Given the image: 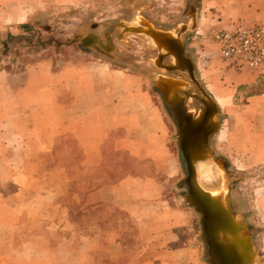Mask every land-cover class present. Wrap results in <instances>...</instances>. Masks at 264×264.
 I'll use <instances>...</instances> for the list:
<instances>
[{
    "label": "crops",
    "instance_id": "crops-1",
    "mask_svg": "<svg viewBox=\"0 0 264 264\" xmlns=\"http://www.w3.org/2000/svg\"><path fill=\"white\" fill-rule=\"evenodd\" d=\"M207 1L223 19L204 30L264 21V0ZM43 2L0 0V36ZM139 62L118 45L104 54L62 43L22 69L0 68V264H207L191 211L162 189L166 111ZM248 71L230 78L264 74ZM231 117L264 165V90Z\"/></svg>",
    "mask_w": 264,
    "mask_h": 264
},
{
    "label": "rangeland",
    "instance_id": "rangeland-1",
    "mask_svg": "<svg viewBox=\"0 0 264 264\" xmlns=\"http://www.w3.org/2000/svg\"><path fill=\"white\" fill-rule=\"evenodd\" d=\"M207 0H45L42 9L34 15L20 30L6 32L0 36V68L22 69L30 62L46 56H54L62 43H75L82 48H94L84 42L91 33L100 37L105 45V36H112L119 50L144 65L154 81L157 72L166 70L157 66V48L148 38L134 32H124L119 24L131 21L135 14H141L156 26H168L172 21H183L184 11L190 3L196 6L202 21L200 30L189 32L184 38L186 54L194 61L196 77L205 89L218 102L217 119L220 130L210 139V148L217 157L226 161L222 179L231 188V204L244 221L253 228L256 250L264 262V165L254 160L249 151L248 135L236 129L232 121V111L240 107L245 97L264 90V74L252 83L237 86L230 74L248 69H231L219 61L215 46L205 37L210 30H204L206 24L222 21L218 5L209 6ZM208 8V11L205 9ZM222 18V19H221ZM223 23V22H222ZM178 28V26H177ZM199 31V32H197ZM121 37V39H120ZM110 54L111 51H101ZM251 72V71H250ZM153 88L156 89L153 82ZM223 95H226L225 97ZM198 101L190 103L195 113L200 109ZM160 104L166 111V136L170 150L169 172L162 178L164 193L174 202L189 208L192 214V231L197 237L202 260L210 264L207 258L208 246L203 237L199 213L188 205L185 193L188 187L187 163L179 144L178 127L172 117L163 96ZM247 121V119H245ZM228 126L231 128L229 129Z\"/></svg>",
    "mask_w": 264,
    "mask_h": 264
},
{
    "label": "water",
    "instance_id": "water-1",
    "mask_svg": "<svg viewBox=\"0 0 264 264\" xmlns=\"http://www.w3.org/2000/svg\"><path fill=\"white\" fill-rule=\"evenodd\" d=\"M196 24L195 15L187 23L179 25V30H164L141 14H135L131 21L116 27L123 28L124 32L146 36L159 50L154 61L166 71L157 72L154 83L178 127L179 144L188 170V177L185 179L188 190L185 198L188 205L199 213L203 237L208 246L209 263L249 264L246 254L248 252L251 261L264 264L254 245L253 228L233 209L231 188L221 177L226 161L217 157L210 148L209 139L220 125L216 117L218 102L197 79L196 66L186 54L183 41L184 34L194 31ZM88 36L84 39L86 43H89ZM164 57L170 59L165 61ZM193 101L206 105L197 116H194L193 109L190 108ZM201 161L210 162L217 175L213 181L221 185L220 189L206 191L200 183Z\"/></svg>",
    "mask_w": 264,
    "mask_h": 264
},
{
    "label": "built area",
    "instance_id": "built-area-1",
    "mask_svg": "<svg viewBox=\"0 0 264 264\" xmlns=\"http://www.w3.org/2000/svg\"><path fill=\"white\" fill-rule=\"evenodd\" d=\"M205 38L227 67L264 73V21L233 20L211 29Z\"/></svg>",
    "mask_w": 264,
    "mask_h": 264
},
{
    "label": "flooded vegetation",
    "instance_id": "flooded-vegetation-1",
    "mask_svg": "<svg viewBox=\"0 0 264 264\" xmlns=\"http://www.w3.org/2000/svg\"><path fill=\"white\" fill-rule=\"evenodd\" d=\"M192 4L193 3H190L189 7L183 13V16L185 17L184 22H188L191 18H193L196 15V6H194ZM181 22H183V21L174 20L168 26L160 25L159 27L162 28V29H164V30H172V29H175V28H176V30H179L177 28V26H179V24ZM88 41L90 42V45H92L98 51H104L105 50V51H111V53H112L113 50H114V47H115V45L112 42V36L109 37L108 34L105 36V42H106L105 45L103 44V41L100 39V37L98 35H96V34H93V33H91L88 36ZM158 53H159V50L157 51V55H158ZM164 59H165V61H168L170 58L169 57H166V58L164 57ZM197 103L200 105V109L203 110V109L206 108V105L205 104L203 105V104H201L199 102H197ZM190 107H191V105H190ZM200 109L195 111L194 116H197L198 115ZM213 136H214V134L210 137V139ZM210 139H209V142H210Z\"/></svg>",
    "mask_w": 264,
    "mask_h": 264
},
{
    "label": "bare ground",
    "instance_id": "bare-ground-1",
    "mask_svg": "<svg viewBox=\"0 0 264 264\" xmlns=\"http://www.w3.org/2000/svg\"><path fill=\"white\" fill-rule=\"evenodd\" d=\"M149 41L152 42L151 39ZM199 166H200V170H199L200 183L205 187L206 191L213 192L216 191L217 189H220L221 185H218L217 182L213 181L214 177H216L217 175L214 173L213 167L210 164V162L201 161ZM246 254L248 256L247 262H249V264H257L255 263V261H251L252 258H250L248 252H246Z\"/></svg>",
    "mask_w": 264,
    "mask_h": 264
}]
</instances>
